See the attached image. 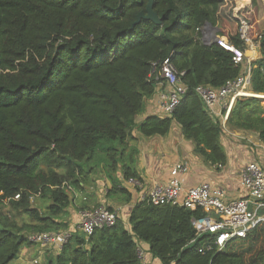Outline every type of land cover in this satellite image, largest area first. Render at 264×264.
Instances as JSON below:
<instances>
[{
    "label": "trees",
    "instance_id": "1",
    "mask_svg": "<svg viewBox=\"0 0 264 264\" xmlns=\"http://www.w3.org/2000/svg\"><path fill=\"white\" fill-rule=\"evenodd\" d=\"M148 1L0 0V204L8 199L40 223L38 231L69 227L63 219L74 196L66 184L83 190L94 170L110 178L109 195L132 199L113 175L122 169L125 179H142L133 153L126 159L136 126L145 136L166 135L176 121L207 161L224 163L226 126L209 111L198 85L219 88L251 66L249 90L264 95L258 0H247L238 16L229 17L220 10L221 0H154L162 23L145 18L135 23ZM207 22L238 49L248 48L246 38L257 43L258 55L235 63L232 50L204 42L201 28ZM167 58L185 72L186 91L170 114H151L137 123L158 86L154 65ZM262 101L237 97L226 124L257 132L264 141ZM61 167L67 175L55 169ZM35 195L50 200L47 210L32 205ZM204 214L199 207L158 205L146 197L134 205L128 224L118 217L89 237L73 230L45 264H143L140 241L161 264H264V220L221 251L202 253L201 245L213 237L198 236L193 219ZM2 215L0 264H10L35 242L22 233L31 226Z\"/></svg>",
    "mask_w": 264,
    "mask_h": 264
},
{
    "label": "built area",
    "instance_id": "2",
    "mask_svg": "<svg viewBox=\"0 0 264 264\" xmlns=\"http://www.w3.org/2000/svg\"><path fill=\"white\" fill-rule=\"evenodd\" d=\"M239 4V7L245 6L246 0H241ZM234 16H238V13H235ZM247 29L248 25L244 22L243 36L246 35ZM246 42L247 46L253 43L248 38H246ZM219 43L235 53V63L242 62L245 57L249 60L253 57L248 56L247 53L252 48L241 50L230 45L228 40L219 41ZM255 47L258 48V44H253V48ZM153 71L158 83H162L166 88L161 94L162 110L170 114L180 103L186 91V86L181 78L185 72H180L170 58L163 60L159 65H154ZM251 76V66H248L245 73L226 81L219 88L201 84L196 89L212 114L215 113L218 106L224 105L226 109L224 117L227 119L236 98L248 96ZM188 169V163L184 161L175 163L170 170L169 180L166 183L153 186L146 197L154 204H172L192 209L199 207L205 212L204 215L193 219L196 234L199 236L207 233L213 239L208 238L199 248L200 252L206 253L213 249L221 251L231 239L245 237L249 230L264 220V151L262 163L251 161L242 168L241 183L246 189V195L234 199L227 200L223 188L213 187L208 182L186 188L183 183V175ZM66 185L74 194L76 193L75 187ZM19 197V194L15 196L16 199ZM117 219L118 214L115 210L109 209L106 205L94 206L81 212L77 228H80L89 237L96 228L113 225ZM72 233L73 230L70 227L58 231H34L28 235V239L43 246L60 250L63 244L71 238ZM38 263V259H35L34 264Z\"/></svg>",
    "mask_w": 264,
    "mask_h": 264
},
{
    "label": "crops",
    "instance_id": "3",
    "mask_svg": "<svg viewBox=\"0 0 264 264\" xmlns=\"http://www.w3.org/2000/svg\"><path fill=\"white\" fill-rule=\"evenodd\" d=\"M251 51L253 53L250 56L257 55L258 48L255 47ZM164 90H166L164 85L158 83L155 93L147 97L144 110L136 116L137 123L151 114L165 115L161 106V94ZM225 112L224 105H220L213 115L221 118L223 124L227 126ZM239 131L223 133L221 143L225 148L226 161L221 164H213L197 151L196 143L184 135L182 126L176 121L173 122L166 135L145 136L136 126L128 140L129 148L126 159L128 162V156L132 152V163L137 167L142 179H125L122 169L113 175L120 181V186L131 192L132 199L128 202L125 201L124 194L121 193L109 195L110 188H112L110 178L107 177L106 172L94 170L91 173V180L96 181L85 185L83 190L76 191L74 200L66 208L67 212L63 220L72 230H75L84 209L97 206V204H107L106 206L113 207L118 217L128 224L131 210L137 201L146 197L156 184L166 183L170 178L171 168L180 161L188 163L189 169L183 175V183L186 188L208 182L213 187L223 188L227 200L246 195V189L241 183V171L251 161L262 163L264 141L254 131ZM99 172L104 175L107 181L97 176ZM138 245L143 264H161L160 259L150 252L146 242L140 241ZM25 248L27 246L21 249L20 254L24 252ZM52 250H54L53 255H57L60 251L56 248ZM35 259L20 262L22 256H19L15 262L16 264H34ZM38 261V264H41L39 259Z\"/></svg>",
    "mask_w": 264,
    "mask_h": 264
},
{
    "label": "rangeland",
    "instance_id": "4",
    "mask_svg": "<svg viewBox=\"0 0 264 264\" xmlns=\"http://www.w3.org/2000/svg\"><path fill=\"white\" fill-rule=\"evenodd\" d=\"M239 3H241V0H221L220 10L224 15L229 17L231 15H234L235 13H238L239 10L242 8V7H239V5H240ZM256 25H257L258 31L264 30V0H258V8H257V14H256ZM226 40H227V38H226ZM253 44L257 45V43L253 42V43L248 44V48L253 49ZM251 50L247 52L248 56H250V54L253 53ZM257 55H258V53H257ZM257 55H254V56L251 55V56L255 57ZM262 95L263 94L255 95L251 91L248 94V96L264 97V95L263 96ZM248 96H246V97H248ZM262 103L264 105V101H262ZM239 130L247 131V130H243V129L235 126V125H229V126L227 125L226 126V131L240 132ZM128 148H126V152H128ZM42 168L47 170L49 167L47 165L43 164ZM55 169L61 175H67V172H68L67 168L61 167V168H55ZM97 176L104 179L105 181H107L101 172H99L97 174ZM95 181L93 180L91 182H95ZM72 187H74V186H72ZM72 196H74L73 193H72ZM49 201L50 200L48 198H41L38 195H35L32 197V205L34 207L40 208L43 211L47 210V207L49 205ZM98 205H103V204H97V206ZM0 214H3L1 217H4V216H7L8 218L11 217L10 219L15 220L16 222H18L19 225L28 224L29 226H31V227H26V229H24L22 231V233L27 235V236L34 231L38 232L40 223L37 222L36 220H33V218H31L30 215L19 211V209H17V208H14L8 199H6V201H4L3 203L0 204ZM34 226H36L37 229H33ZM52 249H53L52 247L43 246L40 243H33L31 246H27V248H25L24 252H22V254H20V256H22V261L21 260H19V261L20 262H23V261L26 262V261H29L30 259H34V258L37 259L38 258L40 260L41 264H45L47 261L46 257L48 258L49 256L53 255V253H54V250H52ZM15 261L16 260L10 262V264H16Z\"/></svg>",
    "mask_w": 264,
    "mask_h": 264
},
{
    "label": "water",
    "instance_id": "5",
    "mask_svg": "<svg viewBox=\"0 0 264 264\" xmlns=\"http://www.w3.org/2000/svg\"><path fill=\"white\" fill-rule=\"evenodd\" d=\"M247 3V0H246ZM149 19L154 21L157 24L162 23V18L158 15V13L154 10V0H149L147 7H146V12L141 11L138 16L137 20L135 23H139L141 19ZM247 26L245 27L246 30ZM203 34V40L207 44L223 41L225 36L220 35L219 33V28L212 25L210 22H207L203 28L202 31Z\"/></svg>",
    "mask_w": 264,
    "mask_h": 264
},
{
    "label": "bare ground",
    "instance_id": "6",
    "mask_svg": "<svg viewBox=\"0 0 264 264\" xmlns=\"http://www.w3.org/2000/svg\"><path fill=\"white\" fill-rule=\"evenodd\" d=\"M223 41H225V40H223Z\"/></svg>",
    "mask_w": 264,
    "mask_h": 264
}]
</instances>
